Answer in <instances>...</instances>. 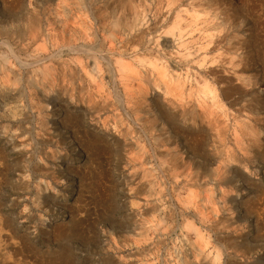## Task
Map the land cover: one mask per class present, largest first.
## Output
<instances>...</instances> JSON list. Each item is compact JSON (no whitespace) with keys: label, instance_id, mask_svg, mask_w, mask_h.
I'll list each match as a JSON object with an SVG mask.
<instances>
[{"label":"rangeland","instance_id":"374dc122","mask_svg":"<svg viewBox=\"0 0 264 264\" xmlns=\"http://www.w3.org/2000/svg\"><path fill=\"white\" fill-rule=\"evenodd\" d=\"M262 202L264 0H0V264H264Z\"/></svg>","mask_w":264,"mask_h":264},{"label":"bare ground","instance_id":"6f19581e","mask_svg":"<svg viewBox=\"0 0 264 264\" xmlns=\"http://www.w3.org/2000/svg\"><path fill=\"white\" fill-rule=\"evenodd\" d=\"M136 5H138V4H136ZM140 6V5H139ZM105 8V7H104ZM134 8V7H133ZM139 7H137V9H138ZM135 9V8H134ZM132 10V16H134V18H136L137 16H138V14H139V11H137L136 9L135 10ZM104 11V10H103ZM149 11V10H148ZM147 12V11H146ZM105 13H106V11H105ZM107 13H108V11H107ZM106 13V14H107ZM143 14V13H142ZM97 15V14H96ZM156 15V14H155ZM159 15V14H158ZM147 16V15H146ZM109 19V18H108ZM137 19H135V21H136ZM101 21V20H100ZM99 22V21H98ZM97 22V23H98ZM105 22V21H104ZM106 22H108V21H106ZM96 23V24H97ZM102 23V22H101ZM137 23H139V22H137ZM105 24V23H104ZM103 24V25H104ZM144 24V23H143ZM142 24V25H143ZM97 26H98V24H97ZM109 26V25H108ZM107 26V27H108ZM138 26V25H137ZM154 26V25H153ZM104 27V26H103ZM103 27L101 28L102 30H103ZM100 29V30H101ZM108 29V28H107ZM106 29V30H107ZM140 29V28H139ZM179 29V28H178ZM149 30V29H148ZM135 31V30H134ZM137 31V30H136ZM120 33V32H119ZM150 33V32H149ZM173 34H174V32H173ZM212 34V33H211ZM115 35V34H114ZM113 35V36H114ZM145 35H147V30L146 31H144V30H140L134 37H131L129 40H126V42L125 43H123V46L125 45V47H126V45H127V43L130 45V46H132V48L134 47V46H136V44H138L139 43V41H140V43L142 44V40L144 39V37H146ZM181 35V34H180ZM212 36V35H211ZM111 41H112V38H109ZM100 40H101V38H100ZM147 40V39H146ZM102 41H103V39H102ZM105 41V40H104ZM114 41V40H113ZM145 43H146V41H145ZM82 45V44H81ZM145 45V44H144ZM83 46V45H82ZM111 46V45H110ZM142 46V45H141ZM66 47H68V46H66ZM72 47V46H71ZM70 47V49L72 50V48ZM74 47V46H73ZM128 47V46H127ZM137 47V46H136ZM76 48V47H75ZM83 48V47H82ZM89 48V47H88ZM90 48H92V47H90ZM142 48V47H141ZM86 49V48H85ZM84 49V50H85ZM98 49V48H97ZM111 49V48H110ZM139 49V48H138ZM77 50H79V48H77ZM81 50V49H80ZM94 50H95V48H94ZM74 51H76V49L74 50ZM83 51V50H82ZM82 51H80V52H82ZM96 51V50H95ZM108 51V50H107ZM106 51V52H107ZM140 51V50H139ZM77 52H79V51H77ZM91 52V51H90ZM105 52V51H104ZM109 52V51H108ZM107 52V53H108ZM111 52V51H110ZM112 52H113V50H112ZM143 52V51H142ZM100 53V52H99ZM131 54V53H130ZM98 55V54H97ZM132 55H133V57H132V60L134 61V62H137V63H142L144 60H145V56L143 55V54H141V53H139L138 51H134V50H132ZM127 56V55H126ZM204 56H206V55H204ZM161 57V56H160ZM202 57V56H201ZM105 58V57H104ZM128 58V57H127ZM97 59H98V57H97ZM104 60V59H103ZM108 61V60H107ZM127 61H130V60H127ZM127 61H125V58L123 57V52H118V54H117V56L115 57V60H114V63L116 64V66H115V71H116V73L118 74L117 76H118V82H119V87H121V89H120V91L118 90V91H115V94H114V96H115V99L117 100V102H118V105H119V107H120V109L122 110V112L124 113V115L126 116V117H128V118H131V114H132V116H133V114L134 115H136L137 114V112L140 110V108H141V106H142V104H143V102H146L147 101V98H145V95H146V92H147V85L146 84H144V82H143V79L144 80H146L147 81V75H144V74H138L139 75V78H137L138 80H139V82H140V84H139V86L140 87H143V86H145V88L144 89H140V92H139V94H140V100H141V102L140 101H137L136 100V98H134L133 96H132V94H130L128 91H129V86H128V84L126 83L127 82V80L128 79H126V77H125V73L127 72V70L128 71H131L132 69H133V66H132V64L131 63H128ZM105 62H106V60H105ZM109 62V61H108ZM189 62V61H188ZM110 64V63H109ZM189 64V63H188ZM111 65V64H110ZM112 66V65H111ZM139 66V65H138ZM136 67V66H135ZM153 67V66H152ZM111 69L110 70H112L113 69V67H110ZM138 68V67H137ZM153 68H155V67H153ZM161 68V67H160ZM153 70V69H152ZM161 70H162V68H161ZM113 73H114V71H113ZM113 73H112V77H113ZM145 74H148V71H147V69H146V71H145ZM144 75V76H143ZM151 75V74H150ZM165 77H166V75H164ZM174 77V76H173ZM111 78V77H110ZM113 82L115 83V80H114V77H113ZM209 84H211L210 82H209ZM158 86H159V84H158ZM185 86V85H184ZM167 87H168V85H167ZM182 87V86H181ZM178 88V87H177ZM179 89V88H178ZM186 92V91H185ZM114 93V92H113ZM178 93V92H177ZM211 93H212V91H211ZM152 94V93H151ZM184 95V94H183ZM186 99V98H185ZM193 99V98H192ZM115 100V101H116ZM165 101V100H164ZM152 102V101H151ZM158 102V103H157ZM148 103V102H147ZM155 103V104H154ZM110 105V102H108V101H104L102 104H101V106H102V108H99V109H105L106 107H108ZM100 106V107H101ZM147 106V105H146ZM149 109H151V108H149ZM152 111H149V114L151 115L152 113H153V116L154 117H156V119L159 121V125H160V129H170V130H172V124H171V118H170V116H169V114L171 115L172 114V112L170 111V108L167 106V105H165V104H163V102L162 101H157V100H155V102H153V105H152V109H151ZM88 113V110L85 112V114H87ZM131 113V114H130ZM147 113V112H146ZM137 118V117H136ZM151 119V118H150ZM134 121V120H133ZM132 121V122H133ZM135 122H136V120H135ZM156 125V124H155ZM153 126H154V124H153ZM149 127H151V126H149ZM153 128V127H152ZM140 129V128H139ZM154 129V128H153ZM152 130V129H151ZM156 129H154V131H155ZM143 131V130H142ZM154 131H152V132H154ZM151 132V133H152ZM156 133V132H155ZM163 133V132H162ZM166 133H167V131H166ZM156 136H157V134H156ZM117 138V137H116ZM176 138V137H175ZM165 139V138H164ZM250 139V138H249ZM256 139V138H255ZM251 141L250 142H252V141H254V139L252 140V139H250ZM117 141V140H116ZM159 141V140H158ZM84 142V141H83ZM126 142V141H125ZM247 143H248V141H247ZM254 143V142H253ZM162 144V143H161ZM164 144V143H163ZM86 145V144H85ZM156 145V144H155ZM158 145V144H157ZM156 145V146H157ZM256 145V144H255ZM153 146V145H152ZM124 147V146H123ZM237 147V146H236ZM235 150V149H234ZM156 151V150H155ZM230 151V150H229ZM232 151V150H231ZM180 152V151H179ZM146 155H147V153H145V155H144V158H146ZM142 156V155H141ZM231 156H233V155H231ZM238 156V155H237ZM237 156H236V158H237ZM143 158V159H144ZM176 158V157H175ZM229 159H230V157H229ZM233 159V158H232ZM235 159V158H234ZM175 161V160H174ZM233 161V160H232ZM235 162V161H234ZM241 163V162H240ZM41 167H39V169H40ZM236 168V167H235ZM43 169V168H42ZM46 170V169H45ZM40 171H42L41 169H40ZM45 174V173H44ZM191 183V182H190ZM205 186V185H204ZM236 200V199H235ZM237 202V201H236ZM263 203V202H262ZM264 204V203H263ZM146 205V204H145ZM151 211V210H150ZM147 214V213H146ZM235 222V221H234ZM233 222V223H234ZM60 228V227H59ZM63 228V227H62ZM62 228H61V230L59 229V230H57L56 232H57V235H59V234H61L62 233ZM1 231V230H0ZM0 235H1V233H0ZM240 236V235H239ZM4 237H6V236H4ZM3 237V238H4ZM1 238V237H0ZM3 238H2V240H3ZM235 238V237H234ZM10 241V240H9ZM17 243V242H16ZM8 244V243H7ZM6 244V245H7ZM10 245V244H9ZM8 246V245H7ZM6 247V246H5ZM13 249V248H12ZM15 252V251H14ZM9 257V256H8ZM217 257V256H216Z\"/></svg>","mask_w":264,"mask_h":264}]
</instances>
